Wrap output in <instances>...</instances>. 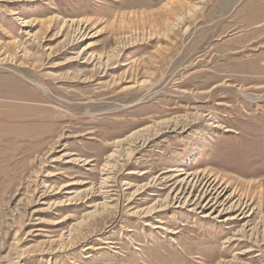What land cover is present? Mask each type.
Instances as JSON below:
<instances>
[{
	"label": "rangeland",
	"instance_id": "rangeland-1",
	"mask_svg": "<svg viewBox=\"0 0 264 264\" xmlns=\"http://www.w3.org/2000/svg\"><path fill=\"white\" fill-rule=\"evenodd\" d=\"M89 45L106 70L69 62ZM163 123L175 131L111 160L117 141ZM109 162L110 199L52 207L64 185L98 189ZM170 167L228 187L220 202L248 217H143L169 190L132 194ZM0 264H264V0L0 2Z\"/></svg>",
	"mask_w": 264,
	"mask_h": 264
},
{
	"label": "bare ground",
	"instance_id": "bare-ground-1",
	"mask_svg": "<svg viewBox=\"0 0 264 264\" xmlns=\"http://www.w3.org/2000/svg\"><path fill=\"white\" fill-rule=\"evenodd\" d=\"M0 2H3V0H0ZM19 15L20 14L18 12L10 13L11 17L19 16ZM19 17H17L18 20H19ZM30 23H31V21H28V20L23 21L22 26L26 27V28L30 27V25H31ZM26 35L29 36V39H31V38L36 39V37L34 35H31L30 31H26ZM86 35H87L86 31H84L82 28L79 27L77 30L74 31V38H72L73 43H75V42L78 43V42L83 41L85 39ZM89 49H90V45L85 47L84 49H82L76 56L72 57L69 60V62L70 63L71 62H80L81 60L84 59V63L92 64L95 61H97L96 65L99 67V69L101 70V68H102V70H106V68H108V63L110 61H106L103 63L100 61V59H98V60L95 59V57L92 55H90L89 58L85 57L87 55ZM202 118H204V116ZM209 120L212 121V119H209ZM207 122L209 125H211L214 128H221V127H219V125L214 126L212 122H209V121H207ZM214 123H216V122H214ZM175 127H176L175 124L172 125L171 123H167V124L163 123L161 125H158L156 127V130H154L156 132L158 130V128H160L157 132V136L154 138L151 137L153 135L152 134L153 131H150L148 128H146V129H143L142 131H140L138 133L131 135L130 137H128L125 140L117 141L116 142L117 151H115L110 156L111 160L115 159V158H118L120 161L121 160L124 161L125 158L128 159V161L135 159L136 155H139V154H141V152L150 148L156 139L163 137L164 135H166L167 133H170L171 131H175L174 130ZM125 146H129V147L125 149L124 153H121L120 150L123 149ZM75 155L76 154H71V155L65 154L64 157L68 158L67 163H76L77 161L81 162V160L74 158ZM54 161H56V160H54ZM82 161H84V160H82ZM85 164H88V162H85ZM117 165H118L117 162L116 163L109 162L105 166V169H106L105 170L106 171L105 178L103 179V181H102V183L98 189H95V187H92L86 191H78V190H75L72 188L75 185H79V183H70V184L62 186V188L60 189V191L58 193L59 194H65L66 197L63 200L52 204V207L59 209V207H62V206L67 207L69 205H73V204H77V203H84L86 200H90V199L94 198L96 195H98L104 199H110V196L113 192V190H111V188H113V186H110V182L112 179L110 177V175L114 171V169L117 167ZM183 171L184 170H182L180 167H170V168H167L166 170H164L163 172H161L159 176L154 177L151 182H148V183L143 184L141 186L140 185L137 186L136 191L134 192V194H132L133 198L130 199L131 202L133 200H136L141 194L146 193L148 190L151 191L153 189L158 188V185L164 186L165 189L169 190L167 198L165 199V201H164L163 205H161V207H160V203L158 201H156L152 207L147 208L143 211H139V214L140 215L143 214V217H148L149 215H151L153 213H156L158 211H162V209L163 210L169 209V208L187 209L188 207H190L191 208L190 211H192L194 213L198 212V214L199 213L204 214L206 209L211 208L212 209L211 212L206 214L204 216L205 218L213 217V219H218V218L222 217L224 215V213H233V211H236V212L239 211V213L235 217H229L228 219H226V221L239 219L242 216H243L242 219L248 217V216L246 217V214L248 212L247 210H250V205L239 204L236 206V210H234L233 208H226V204L224 201L222 203L220 202L219 198L222 196V194L225 195L228 192V187H225L224 189H222V186L218 185L217 180H215V179L212 180L211 178H209V179H206V178L202 179L201 178V179H198V181H196V182H195V180L197 179V177L192 179V178H190V176H188L187 179L186 178L181 179V176L183 175L181 172H183ZM130 174L134 175V176L140 175L143 177L147 173L146 172L141 173V172H138L137 170H135V171H131ZM124 185L127 186V189H131V188L135 187V186H133V184L131 182H126ZM199 187H200V189H199ZM216 194H218L217 197H214ZM240 205H243V206H240ZM108 208H109V204H108L107 200H106V202H104L102 204L96 203L94 206H92V209L94 211L91 214H89V216L96 215L98 213L99 209L107 210ZM94 213H96V214H94ZM136 213H138V212H136ZM69 217L70 216L65 217L64 220H62L58 223H61V222L68 220ZM147 226H150V225L147 224ZM40 230H38V231H40ZM251 230L252 229H250L249 232ZM68 236H71V234H69ZM236 236L237 237L242 236V237H240V239H233L234 241H245V239H246V235H243L240 232L238 234H236ZM104 244L110 245L112 243L104 242ZM98 249H101V248H97V250ZM90 250H94V248L89 246L86 249V251H90ZM250 251H252V250H247L246 252H250Z\"/></svg>",
	"mask_w": 264,
	"mask_h": 264
}]
</instances>
